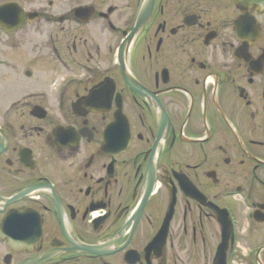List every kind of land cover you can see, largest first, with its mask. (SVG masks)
Here are the masks:
<instances>
[{
  "label": "flooded vegetation",
  "instance_id": "af4514ba",
  "mask_svg": "<svg viewBox=\"0 0 264 264\" xmlns=\"http://www.w3.org/2000/svg\"><path fill=\"white\" fill-rule=\"evenodd\" d=\"M0 0V264H264V0Z\"/></svg>",
  "mask_w": 264,
  "mask_h": 264
},
{
  "label": "water",
  "instance_id": "95a60500",
  "mask_svg": "<svg viewBox=\"0 0 264 264\" xmlns=\"http://www.w3.org/2000/svg\"><path fill=\"white\" fill-rule=\"evenodd\" d=\"M0 22L3 25V28H5L6 30L17 28L21 24L20 22L16 21V18L5 20L0 19Z\"/></svg>",
  "mask_w": 264,
  "mask_h": 264
}]
</instances>
